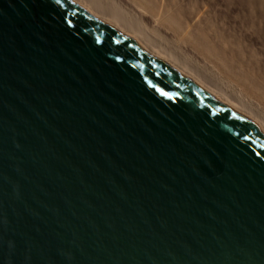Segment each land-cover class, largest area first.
I'll use <instances>...</instances> for the list:
<instances>
[{
    "label": "water",
    "instance_id": "obj_1",
    "mask_svg": "<svg viewBox=\"0 0 264 264\" xmlns=\"http://www.w3.org/2000/svg\"><path fill=\"white\" fill-rule=\"evenodd\" d=\"M0 264H264V128L83 0H0Z\"/></svg>",
    "mask_w": 264,
    "mask_h": 264
},
{
    "label": "bare ground",
    "instance_id": "obj_2",
    "mask_svg": "<svg viewBox=\"0 0 264 264\" xmlns=\"http://www.w3.org/2000/svg\"><path fill=\"white\" fill-rule=\"evenodd\" d=\"M204 82L264 128V84L204 34L221 0H83ZM191 6L190 9L189 6ZM188 6V7H187Z\"/></svg>",
    "mask_w": 264,
    "mask_h": 264
},
{
    "label": "rangeland",
    "instance_id": "obj_3",
    "mask_svg": "<svg viewBox=\"0 0 264 264\" xmlns=\"http://www.w3.org/2000/svg\"><path fill=\"white\" fill-rule=\"evenodd\" d=\"M207 15L204 34L264 84V0H221L219 10Z\"/></svg>",
    "mask_w": 264,
    "mask_h": 264
}]
</instances>
